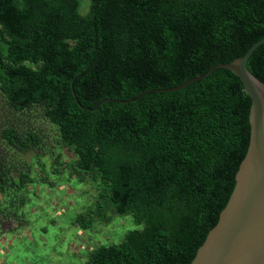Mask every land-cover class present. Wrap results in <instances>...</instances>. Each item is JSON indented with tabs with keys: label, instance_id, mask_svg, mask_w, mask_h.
Returning <instances> with one entry per match:
<instances>
[{
	"label": "trees",
	"instance_id": "trees-1",
	"mask_svg": "<svg viewBox=\"0 0 264 264\" xmlns=\"http://www.w3.org/2000/svg\"><path fill=\"white\" fill-rule=\"evenodd\" d=\"M79 6L0 0V93L13 113L40 109L56 127L73 158L58 153L52 174L93 186L80 229L115 216L141 226L83 264H189L233 190L251 101L224 69L170 89L264 38V0H90L85 15ZM247 69L264 84V44ZM0 136L44 169L37 133L7 127ZM10 171L0 168V186L15 180ZM17 180L16 189L32 178Z\"/></svg>",
	"mask_w": 264,
	"mask_h": 264
},
{
	"label": "rangeland",
	"instance_id": "rangeland-1",
	"mask_svg": "<svg viewBox=\"0 0 264 264\" xmlns=\"http://www.w3.org/2000/svg\"><path fill=\"white\" fill-rule=\"evenodd\" d=\"M79 3V13L87 14L90 0ZM7 127L39 135L44 169L35 163L32 152L21 154L0 136V168L3 172L10 168L9 176L15 178L0 186V264H83L98 245L118 243L128 231L141 228L131 216H115L108 226L80 229L76 216L87 213L94 189L87 180L80 183L66 172L52 174L50 164L58 153L65 162L73 158L59 146L56 127L43 118L40 109L27 115L13 113L0 93V132ZM24 172L31 182L13 188L10 183H19L18 175ZM14 191L16 201L12 203Z\"/></svg>",
	"mask_w": 264,
	"mask_h": 264
},
{
	"label": "water",
	"instance_id": "water-1",
	"mask_svg": "<svg viewBox=\"0 0 264 264\" xmlns=\"http://www.w3.org/2000/svg\"><path fill=\"white\" fill-rule=\"evenodd\" d=\"M262 44L264 38L242 57L218 64L206 74L170 89H182L216 69H224L239 79L251 101L249 144L236 171L233 190L189 264H264V84L247 69L249 57Z\"/></svg>",
	"mask_w": 264,
	"mask_h": 264
},
{
	"label": "crops",
	"instance_id": "crops-1",
	"mask_svg": "<svg viewBox=\"0 0 264 264\" xmlns=\"http://www.w3.org/2000/svg\"><path fill=\"white\" fill-rule=\"evenodd\" d=\"M2 204H3V202L0 201V206H1ZM5 214H6V213H5ZM24 255H25V254H24ZM2 263H3V261H2ZM12 264H13V262H12ZM16 264H17V262H16Z\"/></svg>",
	"mask_w": 264,
	"mask_h": 264
}]
</instances>
